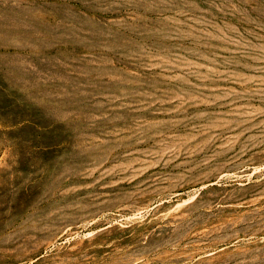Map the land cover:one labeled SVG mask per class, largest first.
Segmentation results:
<instances>
[{
    "label": "rangeland",
    "instance_id": "rangeland-1",
    "mask_svg": "<svg viewBox=\"0 0 264 264\" xmlns=\"http://www.w3.org/2000/svg\"><path fill=\"white\" fill-rule=\"evenodd\" d=\"M0 264H264V0H0Z\"/></svg>",
    "mask_w": 264,
    "mask_h": 264
}]
</instances>
